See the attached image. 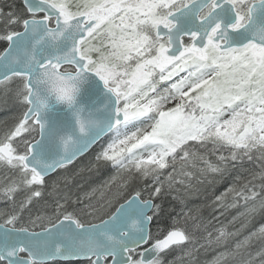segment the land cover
<instances>
[{
    "label": "snow or ice",
    "instance_id": "snow-or-ice-1",
    "mask_svg": "<svg viewBox=\"0 0 264 264\" xmlns=\"http://www.w3.org/2000/svg\"><path fill=\"white\" fill-rule=\"evenodd\" d=\"M0 45V264H264V224L228 226L264 210V0H22ZM94 145L112 195L83 204L59 173ZM205 182L228 225L157 202Z\"/></svg>",
    "mask_w": 264,
    "mask_h": 264
},
{
    "label": "trees",
    "instance_id": "trees-1",
    "mask_svg": "<svg viewBox=\"0 0 264 264\" xmlns=\"http://www.w3.org/2000/svg\"><path fill=\"white\" fill-rule=\"evenodd\" d=\"M13 3H15L17 7L22 6L21 0H14L13 2L5 1L2 5ZM2 47L3 45H0V50H2ZM94 151L95 148L77 159L73 164L69 165L66 171L62 170L59 173V175L66 173L65 177L68 178L67 187H64L63 184L61 185L62 194L67 193L73 200L80 198L83 204H88L90 202L99 204L102 199L112 195V193L107 192L104 185L114 174V170L104 164L93 167L95 161L92 159L93 162H88V159L92 157ZM249 166L253 165H246V167ZM55 178L56 176L54 175L52 179ZM224 187L225 185L223 184L216 183L213 186L205 182L202 185H196L194 189L188 192L181 190L178 193L176 191L169 192L165 190V193L157 202L162 204L165 214L171 213L177 219L181 220L182 225L184 223L182 219L183 214L190 213L192 216L198 217L202 224H206L210 230V224H213V222L217 223L218 219H223V216L218 218L220 208L213 203V200L214 196L218 195L220 191H223ZM45 201H47V205L45 204ZM36 208L50 215L52 211L51 199L45 195L44 200L40 201L36 205ZM36 208L33 209L34 212L36 211ZM229 209L234 213V210L237 208ZM256 216L259 218L257 220L258 222L264 220V210H261ZM85 219H88V217H85ZM251 219L253 221V217H251ZM0 222H2V220H0ZM169 223H172V221L169 220ZM221 224L226 225V221L224 220ZM189 228L191 229V221H189ZM229 229L233 230L231 226H229ZM198 234L201 235L199 232ZM197 255L198 254H196V256ZM200 258L201 257L198 259L197 256L196 264H204ZM52 264H71V262L53 261ZM185 264H187V261H185Z\"/></svg>",
    "mask_w": 264,
    "mask_h": 264
},
{
    "label": "rangeland",
    "instance_id": "rangeland-1",
    "mask_svg": "<svg viewBox=\"0 0 264 264\" xmlns=\"http://www.w3.org/2000/svg\"><path fill=\"white\" fill-rule=\"evenodd\" d=\"M5 1L13 2L14 0H0V5H2V3ZM12 87H15V85H12ZM22 110H23L22 106L19 105L18 103H15L14 99L11 97V95L9 96L8 103L5 104L3 102V89L0 88V135H2L7 129H9L13 126V124L16 122V120L21 115ZM98 148H99V145H96L95 151L92 154V157L88 159V162L95 161L94 157H95V153L98 150ZM92 159H93V161H92ZM249 167L252 168L254 166H249ZM61 176H66V173L61 175ZM142 183L143 182H141V184ZM137 186H139V185H137ZM102 200H101V202H102ZM4 209H5V204H4L3 200L0 199V210H4ZM243 211H244V209L242 207H238L236 210H234V213L231 212L230 209L220 208V212L218 213V218L223 216V219H218L217 223L213 222V224H210V226H209L210 230L212 228L219 227L220 225H222L221 223H223L224 220L226 221V225H228V222L231 221L234 216H237L238 213L243 212ZM221 213H223V215H221ZM255 216L256 215H254V217H253V221L250 218V223H248L247 228L243 232L244 235H247L248 232L255 230L261 224H264V220L258 222L257 220L259 218H257V216L255 217ZM246 220H248L247 217H241L240 219H238L236 221V223L234 225H228V226H231L232 229L239 228L240 224L245 223ZM196 235L199 236L198 232ZM196 254H198L197 255L198 259H199V257H201L200 260L202 259L204 264H208V262L212 259V256L214 255V253L211 252L210 250L205 252L204 249H200V251L198 253H195V255ZM71 264H88V262L86 260L85 261H75V262H72Z\"/></svg>",
    "mask_w": 264,
    "mask_h": 264
},
{
    "label": "water",
    "instance_id": "water-1",
    "mask_svg": "<svg viewBox=\"0 0 264 264\" xmlns=\"http://www.w3.org/2000/svg\"><path fill=\"white\" fill-rule=\"evenodd\" d=\"M95 146V145H94ZM93 146V147H94ZM92 147V148H93ZM92 148H90L85 154H87ZM84 154V155H85ZM80 158V157H79ZM56 260H63V261H68V260H84V259H82V258H80V259H77V258H73V257H70V258H57Z\"/></svg>",
    "mask_w": 264,
    "mask_h": 264
}]
</instances>
